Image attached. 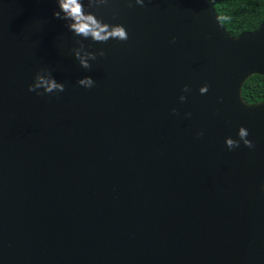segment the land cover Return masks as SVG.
<instances>
[{
	"label": "water",
	"instance_id": "1",
	"mask_svg": "<svg viewBox=\"0 0 264 264\" xmlns=\"http://www.w3.org/2000/svg\"><path fill=\"white\" fill-rule=\"evenodd\" d=\"M82 3L128 40L0 0V264H264V101L241 98L264 21L233 37L206 0ZM39 71L65 90L29 92ZM241 126L255 148L229 150Z\"/></svg>",
	"mask_w": 264,
	"mask_h": 264
},
{
	"label": "clouds",
	"instance_id": "2",
	"mask_svg": "<svg viewBox=\"0 0 264 264\" xmlns=\"http://www.w3.org/2000/svg\"><path fill=\"white\" fill-rule=\"evenodd\" d=\"M97 6L106 5L109 0H91ZM151 3V0H147ZM128 6H146V0H127ZM57 10L53 11V16L61 21H64L65 27L69 32L75 36L88 37L91 36L97 41H106L111 38L118 41H127L129 38L128 31L126 27L122 24H106L102 20L98 19L93 12H85L84 4L82 0H56ZM175 43V37L172 40ZM101 56L104 52L100 53ZM77 59L81 60V66L84 68L90 67L87 61L80 57L79 52H76ZM94 58V57H93ZM78 84L85 88H92L95 85V81L91 76H85L78 81ZM43 89V92L38 91V89ZM65 90V85L61 82H57L55 77L50 73L43 75L41 71L37 72L34 82L29 85V92H36L37 95L52 94L54 92H63ZM191 89L185 85L183 88L184 93H189ZM209 91V85L204 84L199 88V93L201 95L207 94ZM185 95H181L179 100L184 102L186 100ZM220 102H223V98H219ZM176 109H173V113H176ZM190 116L191 113H187ZM203 131L197 133L198 136H203ZM249 131L247 128L241 126L238 130L239 139H233L232 137L225 138V145L229 150L237 148L240 146V142L248 147L249 149H254V143L248 139Z\"/></svg>",
	"mask_w": 264,
	"mask_h": 264
},
{
	"label": "trees",
	"instance_id": "3",
	"mask_svg": "<svg viewBox=\"0 0 264 264\" xmlns=\"http://www.w3.org/2000/svg\"><path fill=\"white\" fill-rule=\"evenodd\" d=\"M216 11L220 24L233 37L255 30L264 21V0H206ZM247 104L264 101V75L250 76L241 87Z\"/></svg>",
	"mask_w": 264,
	"mask_h": 264
}]
</instances>
